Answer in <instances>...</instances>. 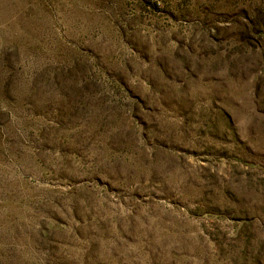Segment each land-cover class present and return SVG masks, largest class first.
<instances>
[{
  "label": "rangeland",
  "instance_id": "1",
  "mask_svg": "<svg viewBox=\"0 0 264 264\" xmlns=\"http://www.w3.org/2000/svg\"><path fill=\"white\" fill-rule=\"evenodd\" d=\"M0 264H264V0H0Z\"/></svg>",
  "mask_w": 264,
  "mask_h": 264
}]
</instances>
